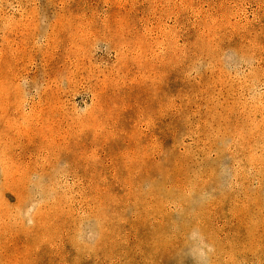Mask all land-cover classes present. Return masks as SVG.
I'll list each match as a JSON object with an SVG mask.
<instances>
[{
  "label": "rangeland",
  "instance_id": "374dc122",
  "mask_svg": "<svg viewBox=\"0 0 264 264\" xmlns=\"http://www.w3.org/2000/svg\"><path fill=\"white\" fill-rule=\"evenodd\" d=\"M0 264H264V0H0Z\"/></svg>",
  "mask_w": 264,
  "mask_h": 264
}]
</instances>
